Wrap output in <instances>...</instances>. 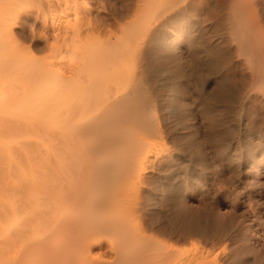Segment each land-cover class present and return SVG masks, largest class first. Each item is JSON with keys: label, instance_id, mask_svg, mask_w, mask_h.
I'll return each mask as SVG.
<instances>
[{"label": "bare ground", "instance_id": "obj_1", "mask_svg": "<svg viewBox=\"0 0 264 264\" xmlns=\"http://www.w3.org/2000/svg\"><path fill=\"white\" fill-rule=\"evenodd\" d=\"M180 1L184 4L181 2L179 10L171 11V16L168 17L165 10L171 7L170 4L169 7L163 6L164 16L158 13L162 19L167 16L165 22L160 21L165 28L164 34L165 31L172 32L173 26L190 21L193 14L196 15L210 3L208 0ZM224 1H217V10L226 8L228 0ZM262 1H230L229 20L232 13L234 18L231 19V32H228L235 49H231L230 57L227 56L226 61L232 58L228 63L222 62L223 59L219 61L217 50L212 48L216 53L209 54L212 50H208V53L205 49L202 55L204 57L206 52L208 55L203 59L197 52L193 53L196 56L195 64L192 63L203 65L204 73L221 68L212 94L203 92L204 73L201 77V71L198 72L196 68L193 69L197 71L191 70L190 74L196 79V87L189 86L191 84H187L185 79L184 82L182 79L179 83L170 82L172 78L169 76L158 86L159 83L155 81L160 75L161 66L151 64V69H148L149 62L144 63L150 53L153 55V52L157 53L166 46L164 42L156 46L161 34L154 29L152 32L150 30L151 34L145 32L138 36L137 40L111 33L101 46L90 52L82 38L77 44L69 42L68 48L74 47L71 53L74 51L77 57L75 63L61 65L48 57L32 65L35 83L44 87L37 88L34 84L36 89L32 93V88L27 94L24 93V99L14 93L8 97L0 94V111L7 105L20 108L26 103L28 109L33 103L32 106L36 105L40 111L48 110L47 113L35 114V120L40 123L38 125L19 119L6 123L5 117L0 116V264H221L218 254L212 260L197 255L201 246L197 242L180 250L164 244L156 250L158 246L155 247L154 243L155 250H150V237L141 224L139 229V220L135 218L139 204L136 203L140 199L141 186L149 174L147 172L152 169L150 167L168 151L163 143L168 136L165 125L170 115L174 119L169 121H175L182 128L189 127L190 115L193 123L210 115L211 118L208 117L212 121L207 124L218 126L216 131L210 133L211 139L221 142L219 146L223 149L225 143L219 138L220 129L224 127L222 139L226 142L230 135L238 133V128L227 125L231 117L236 121L250 119L262 144L260 147L255 143L258 147L253 144L255 149L250 150L253 153L260 150V157L254 160L251 171L254 177L263 176ZM68 7L69 12L72 8ZM75 9L73 25L67 27L57 20L49 21L47 17L37 15L35 20L41 22L49 39H55V34L60 33L58 46L54 49L60 50L65 45L62 42L65 34L81 36L86 21L79 18L81 12ZM16 10L0 9L2 38L15 37L13 27L22 9ZM220 14L217 13L218 16ZM184 39L177 33L176 42L171 43L167 51L174 53V49L191 40L190 37L187 41ZM192 40L199 42V45L205 42L199 41L198 37ZM220 62L224 66L220 67ZM165 100H168L166 103H170L173 111L170 110L169 115L166 113V123L162 124L158 111ZM180 103H184L185 107ZM31 124L35 126L31 127ZM253 153L249 155L252 157ZM241 156L239 159L242 161ZM137 196L139 199L135 198V203L134 197Z\"/></svg>", "mask_w": 264, "mask_h": 264}, {"label": "rangeland", "instance_id": "obj_2", "mask_svg": "<svg viewBox=\"0 0 264 264\" xmlns=\"http://www.w3.org/2000/svg\"><path fill=\"white\" fill-rule=\"evenodd\" d=\"M52 1L0 0V9L3 8L6 11L13 8L17 9L16 11L22 9L21 11L23 12H20L17 18L18 22L13 27L14 38H2V34L0 33V66L3 67H0V69H3L0 70V76H2L0 78V94L4 97H8L11 93H14V95L17 94L19 98L24 99L29 89L32 88L30 90V93H32L36 87H44L41 84L37 86V82L35 83L33 79V75L35 74H32L33 70H31L32 65L48 57H52L59 64L61 63V65L70 63L68 57L73 54L71 50L74 47L68 48L67 45L69 42H76L77 44L80 38L83 39L85 48L90 52L101 46L102 41L106 40L111 33L122 37L131 36V39L134 37L137 40L138 36L144 35L145 32L156 30L161 34V37L156 41V43L158 42L156 46L164 42L166 45L165 49L159 50L157 53L155 51L153 55L150 53V56L144 63L149 62L148 69L151 67V64L152 66H161H159L160 75L157 76V81H155L159 83L158 86L160 85V81L162 84V82L167 80L165 78L169 76L168 78H172L169 79L170 82L177 81L179 83L181 79H185L187 84H191L189 86L196 87V79L191 77L192 75L190 76V74H192L191 70L197 69L198 72L201 71V77L204 76L201 87H203V92L207 95L212 94V91L215 89V81L221 68L217 67L218 70L214 71L216 72L215 74L212 71V74H208L206 71L204 73L203 65H194V57L196 55L194 56L193 53L197 52V55L200 54L199 57L203 59L208 55L206 54L207 52L209 53L208 50H217L218 57L220 56L219 61L223 59L222 62H224L230 57L231 49H235V44L233 45V40L229 33L233 25L231 19L234 18H232L233 13L231 12L232 16H230L229 20V15H231L229 9H231V6L229 7L228 5H230L231 0H225L227 1L226 8L221 9V12L217 10L216 4L218 0H208L210 3L207 2L208 6L206 4L204 8L208 12L204 11V9L199 10L201 13L198 11L196 15L193 14L190 21L186 20L182 24L173 26V31H165V34L164 25L161 23L167 19L166 15L169 14V17L173 12L179 10L182 7L183 1L176 0V4L174 0L175 4L173 5V0ZM261 4L260 14L264 18V0ZM74 5L81 12L79 18L86 21L81 36L72 33L67 35L66 38L64 36L62 42L65 45L60 50L52 49L49 53L48 41L39 38L33 40L30 26L34 24L38 30L45 31L41 22L35 20L37 15L38 17L40 15V18L45 16L49 21L57 20L66 26L69 19L74 21V18H72L74 16L73 13L76 11L75 8V10L73 9ZM177 5L178 7L175 8ZM68 6L74 12L72 10L68 12ZM163 6L169 7V9H165L167 14L164 12L165 10L163 11ZM171 11L172 13L170 14ZM210 11H212L211 15L209 14ZM162 12L166 14V19L161 18ZM158 13H161V15ZM217 13H221L222 15L218 16ZM158 15H160V19H158ZM210 16H212V20ZM185 28L186 30H184ZM177 33L180 38H185L184 40L186 41L188 37L191 40L193 37H198L199 41L205 40V42L199 45V42L195 43V41L190 40L187 44L185 42L182 47L174 49L176 50L174 53H171V51L167 50H170L171 43L176 42L175 36ZM227 34L230 35L228 36ZM135 40L133 41L135 42ZM205 43L207 44L205 45ZM195 44L199 46H195ZM228 45L229 47L231 46L230 49L229 47L227 48ZM224 47L225 49L227 48V51L224 50ZM204 50L207 52L203 57ZM213 50L209 54L212 52L216 53ZM228 52L229 54H227ZM219 53H223L224 55L222 54L221 56ZM225 54L227 55L225 56ZM231 59L229 58V61ZM229 61H226V63ZM222 62H220V67L224 66L225 62ZM205 74L207 75L206 78ZM2 78L3 80H1ZM34 78L36 79V76ZM166 101L168 100H165L162 104L163 110L160 108L158 111L161 123H166L167 115L170 114V110L173 111V107L171 108L170 103H166ZM26 104L20 107L21 110H18L20 109L18 107H13V105H7L5 109L0 111V116L5 117L6 123L23 120L21 122L27 121L35 122V125L40 124L35 120V116L47 113L48 110L41 109L40 111L36 105H33V108V103L29 105L28 109V104ZM181 105L183 106L184 103ZM208 116L210 117V115H207L200 122L193 123V118L190 115L189 127L186 128L175 124V121L170 122V119H174L171 115L166 125L164 124L168 136L166 135L163 146L169 152L166 150L167 153L165 152V155L163 154L156 159L154 166L150 167L152 169H149L150 171L147 172L149 176L147 175L146 182L141 186L140 199L138 196L134 197V199H139L137 203L135 202L136 199L134 200L136 205L139 203L138 207L135 206L138 211H136L138 214L135 216L139 220V222L136 220L137 224H139L138 227L140 229L141 224L143 231L150 237L151 241L149 240L148 247L152 251L155 250L156 245L158 246L156 250L163 244L173 246L174 248L177 247L180 250L181 248L190 247L193 242H197L201 245L200 250L197 251L199 253L197 255L204 257V259L212 260L218 254V260L221 264H248V262L249 264H258L260 261L264 264V169L263 176L258 177V175H255L257 178L254 177V173L251 171L252 165L254 160L260 157V150L257 151L258 153L250 151L255 149L252 147L253 144L255 147L257 144L261 147L260 137L259 135L257 136L256 130L252 127L254 124L250 119L236 121L234 117H231L227 125L233 129L238 128V133L236 130L237 134L230 135L231 137L227 135L229 142H224L222 139L224 127L220 129L219 138L225 143L224 146L228 148L224 147L223 149V147L219 146L222 144L221 142L211 139L210 133L216 131L218 126L214 125V123L211 125L207 124L212 121L210 120L211 117L209 118ZM35 125L31 124V127ZM44 127L46 128V126ZM226 143L229 145H226ZM249 153H253L252 157ZM239 155H242V161L239 159ZM253 252L255 253L253 254ZM256 253H258V256ZM242 259L245 261L243 262Z\"/></svg>", "mask_w": 264, "mask_h": 264}, {"label": "clouds", "instance_id": "obj_3", "mask_svg": "<svg viewBox=\"0 0 264 264\" xmlns=\"http://www.w3.org/2000/svg\"><path fill=\"white\" fill-rule=\"evenodd\" d=\"M76 22H78V18H76ZM72 24H73V20L69 19V20L67 21L66 27H67V26H70V25H72ZM30 32H31V36H32V39H33V40H36V39L39 38V39H44V40L48 41V49H49V53L51 52L52 49H54V48H56V47L58 46V44H57V40H58L59 37H60V33H59V32H57V33L55 34V36H56L55 39H49V37H48V35L46 34V32L43 31V30H38L34 24L30 26ZM66 35H67V34H65V38H66ZM68 59H69V62H70V63H75V62H76L77 57H76L74 51H73V54H72L71 56L68 57Z\"/></svg>", "mask_w": 264, "mask_h": 264}]
</instances>
